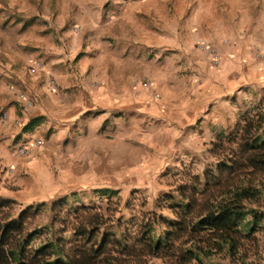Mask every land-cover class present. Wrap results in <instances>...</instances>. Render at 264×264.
I'll use <instances>...</instances> for the list:
<instances>
[{"label": "crops", "instance_id": "crops-1", "mask_svg": "<svg viewBox=\"0 0 264 264\" xmlns=\"http://www.w3.org/2000/svg\"><path fill=\"white\" fill-rule=\"evenodd\" d=\"M127 1L107 17L104 0L92 8L91 0H44L59 27L80 24L85 47L72 38L51 54L45 72L60 89L43 80L24 86L35 106L17 98L22 87L9 95L0 74V183L12 186L0 185V195L26 205L72 197L99 207L138 194L154 202L172 190L170 171L251 108L241 98L246 83L264 75V0ZM58 32L64 41L68 34ZM203 42L220 52L217 64H209ZM30 63L15 80L42 78L45 72L29 73ZM35 138L43 144L32 154L15 152Z\"/></svg>", "mask_w": 264, "mask_h": 264}, {"label": "trees", "instance_id": "trees-1", "mask_svg": "<svg viewBox=\"0 0 264 264\" xmlns=\"http://www.w3.org/2000/svg\"><path fill=\"white\" fill-rule=\"evenodd\" d=\"M210 144L214 161L202 175L176 172L172 190L160 199L171 217L142 212L123 224L115 214L120 199L110 200L106 207L76 206L66 217L58 210L63 228L52 225L44 236L28 222L39 207L14 217L13 200L0 196V264H148L153 258L164 264H262L264 107L242 113L233 130Z\"/></svg>", "mask_w": 264, "mask_h": 264}, {"label": "rangeland", "instance_id": "rangeland-1", "mask_svg": "<svg viewBox=\"0 0 264 264\" xmlns=\"http://www.w3.org/2000/svg\"><path fill=\"white\" fill-rule=\"evenodd\" d=\"M101 1L102 0H91V2H89L91 4V8L96 6V4H101ZM130 1L136 2L137 0ZM112 2L113 1L111 0H104V2H102L104 5L103 10L106 12L105 15L107 17H116L120 13V9H117V7L119 8L122 4H125L128 1L120 0L117 4ZM42 6H45L44 0H0V74L2 75L1 77L5 78L2 86L7 92L9 91V95L11 94L10 90L12 87H15V89H21V87L24 88V86H28L30 88L28 85L30 82H40L43 80V83H46L48 77L52 76L46 71L42 78H38L36 80L26 79L27 84H23L22 82L15 80V72L28 70L27 63L29 60L32 61L36 58H41L44 60L47 68V64L49 63L50 67L54 65L51 63L50 59L54 55L57 48H64L67 50L69 46H71L72 40L70 39H77L74 40V42L78 43L77 49H79L80 46L85 47L84 43L80 41L84 36H86V33L85 35L81 33L82 27L80 24L73 22L68 23V20H65V25L59 27V24L57 23L58 14L53 8V5H50V9L48 11H44ZM62 28L68 34L65 35L64 41L61 39L62 31L58 32ZM72 32L76 35L73 36ZM81 55H83L82 52L78 54V56ZM208 62L212 65L209 56ZM252 79L254 82L248 84L246 83L247 86L244 88V95L242 92L241 101L246 100L251 102V108L254 105L252 102H256L257 106L264 107V75ZM59 89L60 87L58 90ZM248 90L251 92H248ZM18 92L24 93L28 98H30L33 102V106L37 104L38 101L36 100V97L31 93L27 94L25 88L16 91L15 93ZM12 102L16 105L15 100H12ZM38 119L40 118L38 117ZM212 141L205 143L207 145L202 148L200 153L187 157L183 163L184 165L182 170L180 169L181 171L179 170L178 172H182L184 169L186 170L188 168L193 173L202 175L208 164L214 161L213 155L209 152V149L211 148L210 143ZM175 174V172L170 171L167 175L168 177L166 182L168 184V189L172 188V183L176 180L174 177ZM0 185H2L1 187L3 189H11L10 187H12L9 181H6V184L0 183ZM0 196L5 199H10L9 197ZM20 199L21 198L10 199L14 202L11 207V214L14 217H17L26 208H31V210H33L34 208L39 207L37 213H32L29 216L28 222L31 227L42 229L44 236L50 233L49 227L52 225H55L56 228H63L62 220L58 219L56 221L58 210L63 209L61 216L66 217L69 210L78 206L72 197H68V200L67 198H59L57 200L48 199L28 205ZM159 201L160 199L148 203V201H146V197L142 194H138L137 196L135 195L133 198L132 196H129V198L123 200L121 198L118 206L119 210L115 213L116 218L122 217L123 224H126V222L131 220L132 216H140V213L142 212L147 213L151 211H156L158 213L163 212L167 217H171L172 212L167 208H161ZM113 202H117V199H114ZM42 203L44 204L39 205ZM107 205L108 203L102 204L103 207H106ZM65 235L70 236L71 234L70 232H67ZM263 239L264 234L261 236V246L264 251L262 243ZM148 264L164 263L161 259L153 258L149 260Z\"/></svg>", "mask_w": 264, "mask_h": 264}, {"label": "built area", "instance_id": "built-area-1", "mask_svg": "<svg viewBox=\"0 0 264 264\" xmlns=\"http://www.w3.org/2000/svg\"><path fill=\"white\" fill-rule=\"evenodd\" d=\"M202 46L207 50L210 60L212 64H217L220 61V53L218 52L217 48L213 46L210 43L203 42ZM46 65L45 62L38 58L31 61L29 65V73L31 75H38L39 73L45 72ZM145 84H148V82H145ZM47 85L52 90H57L59 88L58 83L56 79L53 76H49L47 79ZM11 90L15 92V87H12ZM17 95V98L22 101L26 102L29 105H32V100L28 98L24 93H15ZM8 114L3 113L1 116V120L5 121L8 119ZM43 144V139L41 138H35L31 142H24L22 144H19L15 148V152L20 156H27L32 154L38 147H40Z\"/></svg>", "mask_w": 264, "mask_h": 264}]
</instances>
